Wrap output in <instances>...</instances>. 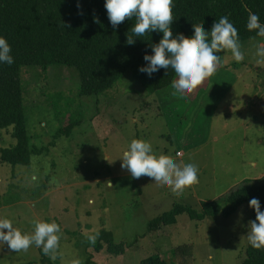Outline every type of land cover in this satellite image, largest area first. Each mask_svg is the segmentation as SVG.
Masks as SVG:
<instances>
[{
    "label": "rangeland",
    "instance_id": "374dc122",
    "mask_svg": "<svg viewBox=\"0 0 264 264\" xmlns=\"http://www.w3.org/2000/svg\"><path fill=\"white\" fill-rule=\"evenodd\" d=\"M172 32L180 34L176 27ZM239 43L244 59L236 62L226 49L216 53L222 60L216 72L226 75L216 73L199 99V86L186 100L167 88L162 107L132 70L102 95L82 97L77 69L22 67L31 162H0V219L29 235L35 222H55L61 233L58 247L47 255L34 244L19 253L0 245V264L34 263L42 254L57 264H85L91 256L95 264H140L155 255L168 264H241L253 214L248 205L230 217L201 222L183 214L177 225L148 232L153 220L176 205L199 210L244 184L264 183V63L256 55L264 39ZM13 131L0 129V148L16 145ZM208 133L205 144L185 152L186 134L188 142H199ZM133 139L148 142L153 155H166L181 167L194 164L198 182L176 195L147 176L132 178L120 159ZM103 231L128 245L126 253L96 252Z\"/></svg>",
    "mask_w": 264,
    "mask_h": 264
},
{
    "label": "trees",
    "instance_id": "16d2710c",
    "mask_svg": "<svg viewBox=\"0 0 264 264\" xmlns=\"http://www.w3.org/2000/svg\"><path fill=\"white\" fill-rule=\"evenodd\" d=\"M104 3L105 0H0V36L10 44L15 61L12 65L0 64V129L13 127L17 141L11 148H0L1 163L26 166L31 162L21 73L24 66L48 70L59 65L77 69L82 97H97L113 89L129 70L150 95L173 87L174 73L171 71L166 76L161 69L151 77L139 71L146 64L144 55L152 54L150 46L159 43L163 34L152 32L134 37L135 43L128 45L127 36L131 34L135 18L126 19L113 28ZM173 4L172 28L176 27L186 38L192 37L193 25L211 31L214 22L227 16L238 30L239 41L264 39L256 35V30L249 31L246 27L249 13L258 15L259 22L264 24V0H173ZM209 79L198 89L206 88ZM72 125L70 123L67 128L72 129ZM252 198L260 201L261 211H264V183L244 184L225 200L203 202L199 210L176 205L172 211L153 220L148 232L177 225L178 217L183 214L200 222L220 215L230 217L242 206H249ZM252 212L251 221H255V210ZM127 248L125 243H116L113 234L106 231L100 234L95 246L96 252L106 250L116 256L125 254ZM245 254L241 264H264V249L248 245ZM93 258L89 257L85 264H95ZM29 264L57 263L42 254L40 261ZM140 264L168 262L163 256L155 255Z\"/></svg>",
    "mask_w": 264,
    "mask_h": 264
},
{
    "label": "clouds",
    "instance_id": "9594fccd",
    "mask_svg": "<svg viewBox=\"0 0 264 264\" xmlns=\"http://www.w3.org/2000/svg\"><path fill=\"white\" fill-rule=\"evenodd\" d=\"M173 0H105L104 8L113 28L126 19L135 18L126 43L133 45L134 37H143L152 32L162 33L159 43L152 44V54H145V66L139 68L141 73L151 77L161 69L168 76L174 73L173 95L186 100L198 86L213 75L222 60L216 53L230 50L233 59L240 62L244 59L239 43L238 30L222 16L213 23L211 31H205L201 25H193V35L186 38L183 34L173 37ZM254 13H249L246 27L256 30V35L264 37V24ZM8 41L0 36V64L12 65L14 57ZM256 55L264 63V44H258ZM152 146L140 139H133L122 154L121 168L126 169L131 177L139 179L147 176L164 187L180 195L184 190L198 182V168L191 163L179 166L166 155L159 157L152 154ZM110 186L111 183L109 182ZM249 207L255 210L256 220L250 221L246 235L249 245L257 250L264 249V211L260 201L252 198ZM7 230V232H5ZM60 226L55 222H35L32 234L22 233L8 219H0V245L7 244L13 252L26 251L31 245L42 247L44 254L53 252L59 244ZM95 242V237H90Z\"/></svg>",
    "mask_w": 264,
    "mask_h": 264
},
{
    "label": "crops",
    "instance_id": "0c3cea01",
    "mask_svg": "<svg viewBox=\"0 0 264 264\" xmlns=\"http://www.w3.org/2000/svg\"><path fill=\"white\" fill-rule=\"evenodd\" d=\"M222 67H223V65H222ZM229 67H230V66H229ZM227 68H228V67H227ZM233 70H235V69H233ZM216 73H222L223 76L226 75V71H222V72H216V71H215V72L213 73V75L210 76L209 83H208L207 87H206V88H202V90L200 89V90L197 91V98H196V100L199 99V96H200V94L202 93V91H203L204 89L209 90L210 86L212 85V82H213V79H214V76H215ZM226 77H227V76H226ZM239 77H241V76H238V77H237V80L239 79ZM237 80H236V81H237ZM233 83H234V82H233ZM213 85H214V84H213ZM215 86L220 87L218 83L215 84ZM232 87H234V85H233ZM170 88H173V87H170ZM173 90H174V89H173ZM153 96H155V97L157 98L156 103L158 102V103L160 104V106L162 107L163 103H164L165 100H166V96H167V94L165 93V90L159 91V92H157L156 94H154ZM158 103H157V104H158ZM166 103H168V102H166ZM169 105H171V104L169 103ZM255 117H256V115H255ZM193 125H194V124H193ZM193 125H191V129H192ZM191 129H190V130H191ZM190 130H189V131H190ZM209 135H210V134L208 133L207 136L204 137L203 139H201L199 142H188V141H187V137H188V135L186 134V135L184 136V138L182 139V141H183V143H182V147H184L185 152L190 151V150H193V149L197 148L198 146H201V145L205 144L206 141H207V139L210 137ZM186 149H187V150H186ZM177 150H178V151L176 152V154H177L178 156H181V155L183 154V152L181 151V147L178 146V147H177Z\"/></svg>",
    "mask_w": 264,
    "mask_h": 264
}]
</instances>
